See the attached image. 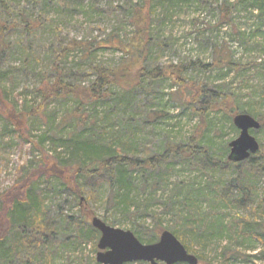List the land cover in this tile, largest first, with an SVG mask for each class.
<instances>
[{
  "label": "rangeland",
  "instance_id": "374dc122",
  "mask_svg": "<svg viewBox=\"0 0 264 264\" xmlns=\"http://www.w3.org/2000/svg\"><path fill=\"white\" fill-rule=\"evenodd\" d=\"M0 24L5 28L0 36V86L20 117L17 127L0 115V201L22 195L23 185L34 176L48 219L76 216L78 207L68 191L45 167L54 161L70 166L64 140L81 131L101 136L117 149L132 141L140 157L161 155L167 145L190 146L191 159L167 162V181L161 188L147 189L139 185L141 175H133L130 196L145 202L146 212L131 217L122 206L114 207L104 182L100 194L86 204L92 212L89 223L97 217L111 227L142 234L155 226L152 212L166 228L173 225L176 210L165 214L163 204L171 199L175 205L189 194L199 217L221 224L205 245L186 241L198 262L264 264V244L238 234L240 222L253 221V210L264 199V173L251 179L246 192L250 203L236 206L233 200L242 192L244 179L233 171L210 170L205 163L208 157H227L228 144L238 137L235 115L248 114L257 121L264 117V15L236 0H0ZM216 60L221 64L213 65ZM126 62L165 75L136 86L112 87L96 107L79 110L69 97L51 101L32 117L27 114L42 103L36 88L53 81L57 72L66 83L87 88L95 80L94 68L112 70ZM172 74L182 80L180 85ZM194 89H201L200 102L212 107L230 97L237 113L200 110L192 101ZM251 135L264 148V132ZM192 136L197 138L194 143ZM261 211L254 219L259 235L264 233V202ZM97 252L92 243L82 251L58 245L51 263L94 264Z\"/></svg>",
  "mask_w": 264,
  "mask_h": 264
},
{
  "label": "trees",
  "instance_id": "16d2710c",
  "mask_svg": "<svg viewBox=\"0 0 264 264\" xmlns=\"http://www.w3.org/2000/svg\"><path fill=\"white\" fill-rule=\"evenodd\" d=\"M236 1L245 6L255 7L258 15H264V0ZM26 26L28 29V25ZM4 30V26L0 24V36ZM61 55L64 56V52ZM216 63L221 64L220 60H216L213 65ZM175 69L180 71L178 68ZM94 73L95 80L89 87L84 88L78 84L66 83L60 75L61 73L57 72L53 81L48 80L47 82L50 83L47 84L43 82L36 88L35 94L42 103L27 114L32 117L33 112L43 111L51 101L69 97L78 102L79 110L85 106L96 107L98 104L104 103L112 87L136 86L143 79L155 80L163 78L162 76L165 75L156 70L146 72L140 64L137 65L134 62H126L112 70L94 68ZM171 78L177 85L181 84L182 80L177 75L172 74ZM194 91L196 95L192 97V101L201 107L200 110L205 107L209 110L220 108L226 112L232 110L233 113L238 111V106L234 105L228 96L223 98L221 104L212 107L208 102H200L201 89H194ZM6 102L4 91L0 86V115L4 117L7 124L14 123L18 127L20 117L14 115L10 105ZM258 122L260 124L258 132H264V117L258 118ZM195 141L197 138L192 136L190 142L194 143ZM108 143H105L101 136H95L92 133L85 134L83 131L76 137L69 135L64 140V148L72 159L71 165L54 161L55 163L45 167L46 172L51 175L50 177L58 179L62 187L68 191L72 204L78 207L76 216H65L64 218L56 216L54 220L48 219L44 199L41 196V191L36 187L34 176V179L23 185L22 195L15 199L0 201V264H52V254L58 245L82 251L87 243H92V249L96 251V240L99 233L90 226L88 218L92 212L86 204L100 194L104 182L108 183L107 191L112 194L113 202H111L114 207L122 206L124 214L135 217L141 211L146 212L148 205L145 202H138L136 196H130L132 190L129 187L134 179L133 175H141L139 185H144L150 190H157L166 184L169 160L177 158L186 160L191 159L194 155L193 148L190 146L167 145L161 155L140 157L132 141H126L121 149ZM209 158L205 163L210 167V170L221 173L233 171L244 179L242 192H238L240 194L235 196L233 202L236 206L249 204L251 195L246 192H250L248 186H251V179L255 175L264 173V148L261 147L255 155L241 163L229 162L227 157H223L222 160H210ZM219 185L217 183L215 186ZM83 195H86L84 200H82ZM193 201L189 194L183 201L177 202L175 205L169 199L163 204V213L167 214L168 211L176 210L173 215L175 219L173 225L162 228L158 214L151 212L150 216L155 222L153 230L147 233L142 232V234L135 231V236L143 244H152L158 240L162 231L167 230L181 241L188 253L192 254V246H187L186 241H193L191 245L195 242L205 245L209 237L221 231L219 230L221 224L217 220L209 222L201 215L198 216L196 201ZM263 202L264 199L253 210L255 220L263 215L261 211ZM254 219L253 221L248 219L241 221L238 234L248 239L260 240L264 244V233L258 234L256 231L258 227H255L258 224ZM103 220L105 221V219ZM244 229L245 231H243ZM92 261L97 264L95 260ZM198 264L201 263L198 262Z\"/></svg>",
  "mask_w": 264,
  "mask_h": 264
},
{
  "label": "water",
  "instance_id": "95a60500",
  "mask_svg": "<svg viewBox=\"0 0 264 264\" xmlns=\"http://www.w3.org/2000/svg\"><path fill=\"white\" fill-rule=\"evenodd\" d=\"M232 123L238 137L228 144L227 160L241 163L259 151L251 131L259 130L260 124L248 114L235 115ZM90 226L99 233L95 259L98 264H198L197 258L167 230L160 233L157 242L143 245L131 231L111 227L97 217L91 218Z\"/></svg>",
  "mask_w": 264,
  "mask_h": 264
},
{
  "label": "bare ground",
  "instance_id": "6f19581e",
  "mask_svg": "<svg viewBox=\"0 0 264 264\" xmlns=\"http://www.w3.org/2000/svg\"><path fill=\"white\" fill-rule=\"evenodd\" d=\"M259 149H260V146H259ZM253 156V155H252ZM135 236V235H134ZM153 244V243H152ZM138 263V262H137ZM139 263H142V262H139ZM130 264H134V263H130Z\"/></svg>",
  "mask_w": 264,
  "mask_h": 264
}]
</instances>
